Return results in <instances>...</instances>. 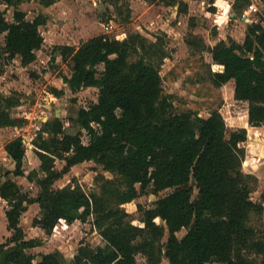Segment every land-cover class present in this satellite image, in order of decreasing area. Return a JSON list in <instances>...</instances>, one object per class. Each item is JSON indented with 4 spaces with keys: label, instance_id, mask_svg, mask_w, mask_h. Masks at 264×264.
Segmentation results:
<instances>
[{
    "label": "trees",
    "instance_id": "16d2710c",
    "mask_svg": "<svg viewBox=\"0 0 264 264\" xmlns=\"http://www.w3.org/2000/svg\"><path fill=\"white\" fill-rule=\"evenodd\" d=\"M1 1L13 7V19L5 17L0 4V34H4L0 74L15 56L22 65L35 60L43 44L39 26L46 21L43 13L27 18L18 8L22 0ZM55 1L40 0L46 6ZM248 1L234 0L232 6ZM228 4L219 0L213 15L225 13ZM180 5V11H186L187 3ZM262 16L247 25L243 42L221 39L209 48L213 82L226 86L228 97H234V116L242 114L252 130L264 125ZM193 39L187 42L193 44ZM163 43L162 36L149 40L131 32L122 39L98 34L78 46H54L68 68L69 75L62 79L70 91L94 86L97 98L81 106L74 117L42 122L35 140L38 168L24 169L26 144L21 136L5 143L14 163L10 173L34 181L38 190L32 195L11 177L0 182L9 232L0 243V264H65L57 250L42 252L39 258L29 251L42 239L26 237L20 220L27 204L35 202L40 212L33 224L47 235L58 223L93 216L105 245L80 244L70 264H137V253L146 257V264H159L162 257L171 264H264V224L257 229L248 223L251 213H260L263 206L250 197L256 178L241 169L244 151L238 144L246 140L247 130L239 127L226 136V120L217 109L207 117L191 109H174L170 95L163 92L159 71L168 56ZM51 90L63 93L62 88ZM17 105L15 95L0 91V127L26 122L12 114ZM232 115L230 123L235 119ZM73 125L86 130L87 143L80 132H66L65 127ZM57 159L64 161L60 169ZM87 160L99 163L113 177L98 175L99 189L91 193L78 184L54 187L71 166ZM149 186L155 193L172 190L143 209V225H136L121 205ZM261 196L264 200V190ZM182 228L186 232L178 237ZM165 231L167 238L162 241Z\"/></svg>",
    "mask_w": 264,
    "mask_h": 264
},
{
    "label": "rangeland",
    "instance_id": "374dc122",
    "mask_svg": "<svg viewBox=\"0 0 264 264\" xmlns=\"http://www.w3.org/2000/svg\"><path fill=\"white\" fill-rule=\"evenodd\" d=\"M180 1L187 3L186 11H180ZM219 0H56L46 6L40 0H22L18 8L25 11L27 18L38 13L46 15V21L39 26L50 36L59 35L52 41H43L36 51L33 62L22 65L20 57L15 56L6 61L4 72L0 74V91L3 94H13L19 99V105L12 108V114L26 119L22 126L0 127V182L11 177L23 190L32 195L37 193L38 187L34 181L25 176H15L10 173L14 168L12 159L4 149L5 143L11 138L21 136L26 144L23 167L26 171L38 168L40 160L36 154L35 140L41 131L42 122L56 116L58 112L61 120L74 117L81 106H87L91 100L97 98L98 88L91 86L71 92L67 84L61 80L62 75H69L66 63L54 49L60 41L72 42L78 46L83 40L98 34H106L111 38H125L131 32H139L149 40L162 36L165 50L168 54L160 65V75L164 94L170 95L176 111L191 109L199 116L207 117L214 109L219 110L227 124L226 136L230 132L245 127L247 138L239 142L243 148L241 169L244 173L256 178L250 197L255 202H261L263 209L260 213L252 212L248 223L257 229L264 224V200L261 193L264 190V127L252 130L242 114L234 116L232 110L234 97L229 98L226 86L215 85L211 74L214 62L209 48L219 40L227 43L243 42L245 30L249 23L259 20L264 15L261 12H245L250 0L233 8L231 2L225 13L217 12ZM258 5L264 0H257ZM1 8L5 9V17L13 19V7L7 6L0 0ZM212 7L215 10L212 11ZM221 7V6H220ZM245 15V16H244ZM263 17V16H262ZM112 21V30L105 32L104 24ZM193 23V24H192ZM172 29H171V28ZM43 35V34H42ZM232 36V37H231ZM44 37V36H43ZM194 38V43L187 40ZM4 42V34H0V45ZM102 70V64L98 65ZM56 81V83H51ZM53 84V85H52ZM59 84L63 93L54 94L52 86ZM230 115L234 116L231 121ZM66 132L76 134L80 132L81 139L87 143L89 136L80 125L66 126ZM48 134L43 133L46 137ZM56 167L62 168L64 161L57 159ZM111 178L113 174L105 170L99 163L87 160L76 163L70 170L54 182V187L61 185H79L86 193L98 191L97 176ZM172 189H165L155 193L151 186L146 188L135 199L123 203L121 206L128 212V219L143 225V209L154 205L158 197L169 193ZM7 202L0 197V234L6 226L5 209ZM38 203L27 204L21 215L20 224L26 237H39L42 243L29 249L36 258L42 252L59 251L65 264H70L73 255L80 244L89 243L91 246L105 245L98 230L93 225V216L89 215L84 221L77 219L72 223L61 222L55 225L51 234L33 224V219L39 215ZM8 232V231H7ZM186 232L182 228L177 234L181 237ZM9 236V232L7 233ZM6 235V236H7ZM4 235L0 237L4 242ZM167 231L162 238L165 241ZM137 264H146V257L142 253L136 254ZM159 264H171L162 257ZM206 264H219L208 262Z\"/></svg>",
    "mask_w": 264,
    "mask_h": 264
},
{
    "label": "built area",
    "instance_id": "2783aa9c",
    "mask_svg": "<svg viewBox=\"0 0 264 264\" xmlns=\"http://www.w3.org/2000/svg\"><path fill=\"white\" fill-rule=\"evenodd\" d=\"M262 10L264 11V4H261L259 6L258 3H257V0H250L249 4L246 7V11L245 12H252V11L261 12ZM114 25L115 24L112 21L104 24L105 32H109L110 30H112Z\"/></svg>",
    "mask_w": 264,
    "mask_h": 264
},
{
    "label": "crops",
    "instance_id": "0c3cea01",
    "mask_svg": "<svg viewBox=\"0 0 264 264\" xmlns=\"http://www.w3.org/2000/svg\"><path fill=\"white\" fill-rule=\"evenodd\" d=\"M233 0H231V2H232ZM231 2H229V4L231 3ZM171 28V27H170ZM172 29V28H171ZM40 30V29H39ZM40 32H41V34H43L42 36H44L43 37V41H44V39H45V41H47V42H50V41H52L51 39H57L58 37H59V35H56L55 36V34H54V36H50V35H48V34H46V31H45V29H43V30H40ZM70 43H72V42H68V41H66V42H64V41H60V44H69V45H73V44H70ZM58 45V44H57ZM62 82H63V80H61ZM56 83V81H52L51 83ZM53 85V84H52ZM54 87H61V86H59V84H56V86H54ZM58 89H60V88H58ZM7 229H6V226L4 227V230L1 232V234H0V237L1 236H5V237H7L8 235H7ZM7 235V236H6ZM1 242H3L2 241V239H0V243Z\"/></svg>",
    "mask_w": 264,
    "mask_h": 264
},
{
    "label": "water",
    "instance_id": "95a60500",
    "mask_svg": "<svg viewBox=\"0 0 264 264\" xmlns=\"http://www.w3.org/2000/svg\"><path fill=\"white\" fill-rule=\"evenodd\" d=\"M56 116L58 117V116H60V114L57 112V113H56Z\"/></svg>",
    "mask_w": 264,
    "mask_h": 264
},
{
    "label": "bare ground",
    "instance_id": "6f19581e",
    "mask_svg": "<svg viewBox=\"0 0 264 264\" xmlns=\"http://www.w3.org/2000/svg\"><path fill=\"white\" fill-rule=\"evenodd\" d=\"M263 127H264V125H263Z\"/></svg>",
    "mask_w": 264,
    "mask_h": 264
}]
</instances>
